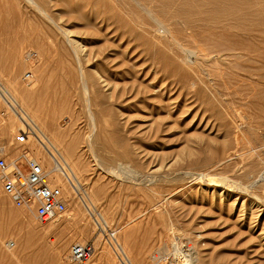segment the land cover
Returning <instances> with one entry per match:
<instances>
[{"label": "rangeland", "instance_id": "374dc122", "mask_svg": "<svg viewBox=\"0 0 264 264\" xmlns=\"http://www.w3.org/2000/svg\"><path fill=\"white\" fill-rule=\"evenodd\" d=\"M219 1L0 0V158L79 184L41 221L0 181V264H264V0Z\"/></svg>", "mask_w": 264, "mask_h": 264}, {"label": "built area", "instance_id": "2783aa9c", "mask_svg": "<svg viewBox=\"0 0 264 264\" xmlns=\"http://www.w3.org/2000/svg\"><path fill=\"white\" fill-rule=\"evenodd\" d=\"M32 72L23 75L30 81ZM20 143L27 141L26 134L17 137ZM31 155L28 149L13 162L0 158V181L6 194L17 207L34 209L41 221L50 220L66 210L64 188L58 184L60 176L48 164ZM95 252L92 243H75L70 248L69 258L77 264L89 260Z\"/></svg>", "mask_w": 264, "mask_h": 264}, {"label": "bare ground", "instance_id": "6f19581e", "mask_svg": "<svg viewBox=\"0 0 264 264\" xmlns=\"http://www.w3.org/2000/svg\"><path fill=\"white\" fill-rule=\"evenodd\" d=\"M216 1H219V0H210V2L208 3L209 5H211V8L212 9H214V10H217V6H216V4H215V2ZM221 1V0H220ZM219 1V2H220ZM223 1H225V0H223ZM222 2V1H221ZM225 3V2H224ZM220 4V3H219ZM227 4V3H226ZM231 4V3H230ZM223 5V4H222ZM234 5V4H233ZM250 6V5H249ZM243 7V6H242ZM263 7V6H262ZM246 8V7H245ZM231 9H233V7L232 6H230L229 8H228V10H231ZM244 9V8H243ZM264 9V8H263ZM237 11H238V9H237ZM252 11V10H251ZM253 11H255V10H253ZM206 12V11H205ZM207 13V12H206ZM218 13V12H217ZM229 13V14H228ZM235 13V12H234ZM233 13V11H226V15L227 16H229L230 14H234ZM237 13V12H236ZM242 13V12H241ZM248 13V12H247ZM246 13V14H247ZM254 13V12H253ZM212 13H210L209 15L212 17V15H211ZM215 14V13H214ZM209 15H207V16H209ZM242 15V14H241ZM237 16V15H236ZM240 16V15H239ZM244 16V15H243ZM257 16V15H256ZM201 17H203V16H201ZM235 16H233L232 18H234ZM254 17H255V15H254ZM244 18V17H243ZM248 18V17H247ZM214 19H216V18H214ZM221 19V18H220ZM208 20H209V18H208ZM234 20H237L236 18H234ZM221 21H222V19H221ZM241 21V20H240ZM211 22H213V21H211ZM211 22H209V23H211ZM218 22V21H217ZM227 23H229L228 21H226ZM231 22V21H230ZM215 23V22H214ZM233 23V22H232ZM243 23V22H242ZM244 23H246L245 21H244ZM216 24V23H215ZM218 24V23H217ZM231 24V23H230ZM234 24H235V22H234ZM228 25V24H227ZM236 25V24H235ZM218 26V25H217ZM224 26V25H223ZM243 26V25H242ZM229 27V26H228ZM227 27V28H228ZM232 29V28H231ZM224 30V29H223ZM226 30V29H225ZM238 34V33H237ZM163 37V36H162ZM226 38H228V37H226ZM234 38V37H233ZM236 40V39H235ZM189 51V50H188ZM194 51V50H193ZM192 50H191V52H192V54L194 53ZM220 51V50H219ZM195 53H196V51H195ZM19 54V53H18ZM241 54V53H240ZM246 54V53H245ZM195 55V54H194ZM197 55V54H196ZM242 55V54H241ZM15 57H16V55H14ZM198 56V55H197ZM196 56V57H197ZM201 56H203V55H201ZM184 57V56H183ZM198 57H200V56H198ZM20 58V57H19ZM189 59V58H188ZM16 60H17V58H16ZM192 60V59H191ZM19 63V62H18ZM184 63V62H183ZM187 63V62H186ZM186 65V64H185ZM33 74V73H32ZM33 78V77H32ZM37 86V84H34L33 85V87L32 88H35ZM4 92L5 94H6V96H7V98L9 97V94L6 92V91H8V90H0V93L1 94H4V93H2V92ZM138 92V91H137ZM135 93V92H134ZM112 95V94H111ZM6 100H8L6 97H4ZM9 104H10V106H12L13 107V105H12V103L9 101ZM15 104V103H14ZM119 108V107H118ZM13 110V109H12ZM125 110V109H124ZM17 113H19V118H20V120L25 124V121H24V118H26L27 120H29V121H32L31 123L33 124V126L35 127V128H37L38 126H37V123L34 121V119L32 118V116L26 111V110H24L23 108H22V110L19 112V110H15ZM14 112V111H13ZM130 114V113H129ZM128 114V115H129ZM150 114V113H149ZM176 114V113H175ZM121 116V115H120ZM169 116V115H168ZM122 117V116H121ZM170 117V116H169ZM150 120H152V119H150ZM23 125L21 124V127H22ZM156 126H158V125H156ZM25 127V126H24ZM238 127V126H237ZM39 128V127H38ZM37 128V129H38ZM173 128V127H172ZM23 129V128H22ZM25 129V128H24ZM40 129V128H39ZM52 131V130H51ZM52 133V132H51ZM52 135H53V137L55 138V136L57 137V140H60V139H62V138H64L65 136H66V133H64V132H61V131H57V132H53L52 133ZM37 140H38V142H39V144H40V148L38 147V154H44V156L47 158V162L48 163H51V169H52V171H54L55 172V174L57 175V176H60V178H59V181H58V184H60V180L62 179V177H64L66 180H67V183L70 185V187H71V189L75 192V193H78V191H79V187H78V185L79 184H77V182H76V179H75V175L73 176V175H71V174H69L68 173V171H67V169H66V166L68 167V165H67V163L66 162H63L60 158H59V156L57 155V152L55 151L56 150V148H55V146L52 144V142H50L49 140L50 139H48V137L47 136H45V135H43V134H40V137L38 136V138H37ZM47 140V141H46ZM63 141V140H62ZM262 146V145H261ZM246 150V149H245ZM244 150V151H245ZM262 151V150H261ZM59 152V151H58ZM42 163V162H41ZM44 164V163H43ZM264 167V166H263ZM263 167H261V169L263 168ZM248 170V169H247ZM251 170H253V169H251ZM250 170V171H251ZM258 170H256L255 171V173L257 172ZM260 172H262V170L260 171ZM252 173H254V172H252ZM259 173V172H258ZM264 173V172H263ZM246 174V173H245ZM257 174V173H256ZM255 175V174H254ZM251 176H253V175H251ZM256 176V175H255ZM259 176V175H258ZM257 177V176H256ZM255 177V178H256ZM261 177H262V175H261ZM239 178V177H238ZM260 178V177H259ZM127 179V178H126ZM211 179L213 180V178L211 177ZM211 179H209V180H211ZM258 179V178H257ZM264 179V178H263ZM243 180V179H242ZM253 180V179H252ZM255 180V179H254ZM219 181V180H218ZM143 182V181H142ZM247 182V181H246ZM248 183V182H247ZM241 185V184H240ZM250 185V184H249ZM254 185V184H253ZM247 186V185H246ZM251 186H252V184H251ZM245 187V186H244ZM243 187V188H244ZM248 187V186H247ZM251 188V187H250ZM249 188V189H250ZM249 189H247V190H249ZM244 190V189H243ZM246 190V191H247ZM251 190V189H250ZM254 192V191H253ZM252 192V193H253ZM251 193V192H250ZM251 193V194H252ZM256 193V192H255ZM254 195V194H253ZM258 195V194H257ZM260 195V194H259ZM258 195V196H259ZM74 196V195H73ZM83 199V198H82ZM262 199H263V197H262ZM84 201V200H83ZM261 201L262 200H260L259 199V203H261ZM263 201H264V199H263ZM252 202V201H251ZM258 202V201H257ZM256 202V203H257ZM254 203H255V200H254ZM258 206V205H257ZM264 206V205H263ZM254 207V206H253ZM90 209V208H89ZM252 211V210H251ZM25 216V215H24ZM23 216V218H25ZM27 216V215H26ZM72 216V215H71ZM103 219V218H102ZM101 219V220H102ZM24 220V219H23ZM57 220L58 219H54V223H57ZM96 221H97V223H99L98 222V220L96 219ZM53 222V221H52ZM100 224V223H99ZM23 237H24V235H23ZM22 240V239H21ZM9 244V243H8ZM183 246V245H182ZM190 247V246H189ZM183 250V249H182ZM191 253V252H190Z\"/></svg>", "mask_w": 264, "mask_h": 264}]
</instances>
